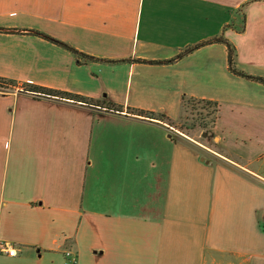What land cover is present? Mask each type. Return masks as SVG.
Segmentation results:
<instances>
[{
	"label": "crops",
	"instance_id": "0c3cea01",
	"mask_svg": "<svg viewBox=\"0 0 264 264\" xmlns=\"http://www.w3.org/2000/svg\"><path fill=\"white\" fill-rule=\"evenodd\" d=\"M219 37L264 78V0H0V264H264V84ZM183 98L241 164L127 110Z\"/></svg>",
	"mask_w": 264,
	"mask_h": 264
},
{
	"label": "rangeland",
	"instance_id": "374dc122",
	"mask_svg": "<svg viewBox=\"0 0 264 264\" xmlns=\"http://www.w3.org/2000/svg\"><path fill=\"white\" fill-rule=\"evenodd\" d=\"M2 88L0 87V90ZM154 112L153 118L148 119L162 121L173 139L194 143L200 149L201 155L214 162L224 165L241 164L236 157L224 151L219 145V139L212 130L215 113L211 105L198 100H187L181 105L180 115L176 120H172L163 113L164 116L161 118L159 116L161 112Z\"/></svg>",
	"mask_w": 264,
	"mask_h": 264
},
{
	"label": "trees",
	"instance_id": "16d2710c",
	"mask_svg": "<svg viewBox=\"0 0 264 264\" xmlns=\"http://www.w3.org/2000/svg\"><path fill=\"white\" fill-rule=\"evenodd\" d=\"M36 34H39L40 36H43L44 38H47L49 40H51L52 42L66 48L67 50L71 51L75 56H76V59H77V62H86V61H92V60H102V61H110L112 62L111 60H104V59H100V58H96V57H93V56H90V55H87L83 52H80L78 51L77 49H75L74 47L70 46L69 44L59 40V39H56V38H53L45 33H42V32H38V31H35ZM215 40L217 41H221V42H224L227 46V58H228V67H229V70H231L233 73L241 76V77H244L246 79H250V80H255V81H258V82H261L264 84V78L263 77H259V76H253V75H250V74H247L241 70H238L236 65H235V47L225 38H222V37H219V38H216ZM180 56V55H179ZM177 56V58L179 57ZM174 60V59H173ZM141 62H151V63H157L159 61H154V60H141ZM15 85V81L12 80V79H7V78H4V77H0V87H3V88H11L12 86ZM27 90H30V91H35V92H40L42 93L43 95H46V96H58V97H62V98H68V99H72L74 101H80V102H84V103H91L88 98L82 96V95H78V94H73V93H70V92H66V91H60V90H56V89H52V88H48V87H43V86H29L26 88ZM187 100H196V99H192V98H183L182 99V103H184L185 101ZM198 101H202V102H205L207 105H211L213 107V112L215 113V116L212 120V122L214 123L215 121V117H216V111H217V103L214 102V101H209V100H198ZM116 110L118 111H121V107L120 106H116L115 107ZM128 112L132 113V114H136V115H139V116H142V117H147V118H153L152 115L155 114L154 111H149V110H143V109H137V108H131V107H128L127 108ZM159 116L162 118L164 115L162 113H159ZM161 118H158V119H161Z\"/></svg>",
	"mask_w": 264,
	"mask_h": 264
},
{
	"label": "built area",
	"instance_id": "2783aa9c",
	"mask_svg": "<svg viewBox=\"0 0 264 264\" xmlns=\"http://www.w3.org/2000/svg\"><path fill=\"white\" fill-rule=\"evenodd\" d=\"M0 253H5L7 255L13 256L16 255V248L8 241H0ZM66 255L70 260L75 261V258L71 257L70 251H66Z\"/></svg>",
	"mask_w": 264,
	"mask_h": 264
}]
</instances>
